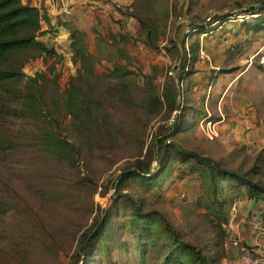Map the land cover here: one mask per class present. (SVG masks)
I'll return each mask as SVG.
<instances>
[{"label":"rangeland","instance_id":"rangeland-1","mask_svg":"<svg viewBox=\"0 0 264 264\" xmlns=\"http://www.w3.org/2000/svg\"><path fill=\"white\" fill-rule=\"evenodd\" d=\"M262 2L137 3L125 12L148 24L152 35H146L149 30L140 21L135 35L115 34L111 27L99 23L95 34L92 31L85 37L94 55V74L75 61L67 37H41L58 54L29 57L32 54L27 53L29 59L22 67L25 76L10 103L17 110L0 113V264H82L78 254L81 237L103 218L114 182L138 160L153 159L152 170H158L155 140L167 133L181 114L168 111L154 99H163L165 86L173 84L172 76L180 63L191 57L196 36L188 35L190 23L216 13H235L239 5L248 8ZM243 17L230 19L223 28L199 38L208 59H199L193 66L194 74L182 83L179 100L188 107L186 117H182L190 124L171 140L232 170L258 166L261 173L251 178L264 184V157L259 160V151L233 142L224 125L227 85L232 82H227V74L238 69L235 64L239 59L260 61L264 55V32L246 31L240 26ZM181 44L185 47L179 55ZM117 65L125 66L129 73L115 71ZM71 77L84 97L77 107L68 100ZM29 91L37 98L33 102L37 110L26 107ZM208 114L213 122L207 119ZM49 133L75 146L72 158L47 150L44 142ZM175 165L163 172L157 189L149 190L138 181L127 182L123 189L144 211H161L180 236L196 245L211 263L253 264L236 248H225L235 234L248 249L253 248L246 238L250 224L241 221L246 198L238 201L241 210L238 206L228 210L229 224L218 225L210 221L203 207L204 189L198 174L186 172L181 177ZM126 217L123 212L115 217V229L132 242L130 229L121 228ZM93 238L92 234L90 241ZM125 249L113 251L111 258L117 264H138L127 246ZM91 253L95 254L91 264L107 262L96 243ZM156 263L151 259L146 264Z\"/></svg>","mask_w":264,"mask_h":264},{"label":"trees","instance_id":"trees-1","mask_svg":"<svg viewBox=\"0 0 264 264\" xmlns=\"http://www.w3.org/2000/svg\"><path fill=\"white\" fill-rule=\"evenodd\" d=\"M151 1L139 0V3L148 4ZM239 15L244 16L240 26L245 27L246 31L264 32V2L248 8L239 5L235 13H216L210 20L207 17L190 23L188 35L196 36L191 47V57L180 63L172 76L173 84L165 86L163 99H154L168 111H178L181 114L172 122L168 132L159 135L155 140L154 157L158 162V170H152L153 159L138 160L133 169L125 172L114 182V193L105 207L103 218L81 237L78 254L83 259L82 264H91L95 260V254L91 253V247L95 243L97 250L107 258L105 264H117L118 261L111 258L112 253L126 250V246L129 253L136 257L138 264H146L151 259L156 260V264H213L196 245L180 236L161 211H144L137 200L123 189L124 185L131 181H138L149 190L157 189L163 172L168 167L176 166L175 164H178L181 177L186 172L198 174L204 189L201 199L203 207L210 221L217 222L218 225L230 223L228 210L235 208L240 199L249 198L257 204L264 202V184L251 178L252 174L261 173L258 166L254 165L247 171L232 170L224 167L219 160L185 149L171 140L177 132L186 129V124H190L184 118L188 107L179 100V95L182 92L183 81L191 78L195 72L193 66L199 60L201 48L199 38L203 34L223 28L230 19L237 20ZM248 17L252 20L249 21ZM140 23L149 30L146 35H152L148 24L142 20ZM61 24L70 30L68 48L73 58L80 62L81 68L94 74L95 60L93 64L94 55L86 46V33L68 23ZM56 33L57 30L44 6H36L32 0H0V113L17 110L16 107L10 106V103L16 98L19 84L25 76L22 67L29 57H52L58 54L54 47L40 39L46 35H57ZM184 47L185 44L179 45V55L182 54ZM27 53L32 55L28 57ZM259 67L263 68L261 64ZM114 70L122 75L129 73L125 66L117 65ZM71 81L73 87L69 90L68 100L70 105L77 107L84 97L79 87L74 84L75 77H71ZM27 100V108L31 106L32 110L38 109L33 104L37 101L33 92L29 91ZM44 146L49 152L62 158H72L75 152L72 143L54 133L46 136ZM263 157L264 149L259 151V160ZM122 212L127 217L121 228L130 229L134 239L132 242L123 239L116 232L115 217ZM92 234L94 238L90 241ZM129 243L133 244L129 246Z\"/></svg>","mask_w":264,"mask_h":264},{"label":"crops","instance_id":"crops-1","mask_svg":"<svg viewBox=\"0 0 264 264\" xmlns=\"http://www.w3.org/2000/svg\"><path fill=\"white\" fill-rule=\"evenodd\" d=\"M32 2L47 9L48 16L57 30L56 34L64 35L68 42L70 30L61 23H68L89 35L92 31L96 32L99 23L111 27L113 33L121 35H135L136 29L141 28L138 19L125 12L127 8L133 10L137 3L140 4L139 0H32ZM260 64L263 66L262 69L259 67ZM235 66L238 69L227 74V82L228 79H232L227 85V124H224L227 125V137H231L239 146H246L258 152L264 149V55L260 61L254 57L239 59ZM206 117L213 122L211 114ZM223 121H226L225 118ZM246 201L241 212L243 216L241 221L250 224L246 238L253 248L243 253L244 259L253 264H264L262 242L264 202L257 204L249 198ZM238 207L241 210V204Z\"/></svg>","mask_w":264,"mask_h":264},{"label":"built area","instance_id":"built-area-1","mask_svg":"<svg viewBox=\"0 0 264 264\" xmlns=\"http://www.w3.org/2000/svg\"><path fill=\"white\" fill-rule=\"evenodd\" d=\"M240 16H242V15H240ZM207 19L210 20L211 17H208ZM187 31L189 32L190 31V28L187 29ZM199 56H200V59L207 58V54H206V52L202 48H200ZM262 242L264 243V236L262 237ZM225 248H226V250H231V249L236 248L241 253H246L249 250L248 247H247V245H245L241 241V238L238 235H236V234L235 235H231L229 237V240L225 244Z\"/></svg>","mask_w":264,"mask_h":264}]
</instances>
